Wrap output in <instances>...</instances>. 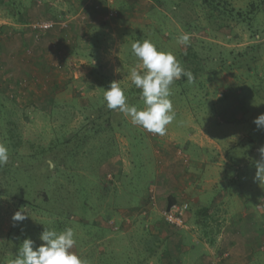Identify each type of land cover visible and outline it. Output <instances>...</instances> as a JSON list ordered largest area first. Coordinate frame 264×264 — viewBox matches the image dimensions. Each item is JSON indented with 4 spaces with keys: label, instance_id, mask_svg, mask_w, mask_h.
<instances>
[{
    "label": "rangeland",
    "instance_id": "obj_1",
    "mask_svg": "<svg viewBox=\"0 0 264 264\" xmlns=\"http://www.w3.org/2000/svg\"><path fill=\"white\" fill-rule=\"evenodd\" d=\"M15 1L8 0V7L0 3V23L12 26L15 19L28 13L26 8L14 9ZM39 1L21 0L25 5L35 3L27 15L36 23L27 44L13 35L0 37L22 49L18 59L0 52V144L9 150L8 163L0 167V245L11 249L10 238L19 239L20 233H27L35 247L42 243L39 235L45 227L58 231L71 227L76 238L72 251L83 264H208V260L221 264L224 251L214 230L208 229L200 215L194 213L184 227L176 228L158 213L153 217L141 214L140 209L136 213L118 212L147 194L155 161L150 141H162L158 139L160 135L134 126L130 117L108 109L103 93L109 83L103 79L97 84L94 77L98 74L99 78L117 81L128 104L142 109L140 90L130 84L128 77L139 63L135 57L104 60L110 67L107 72H111L104 75L103 64L90 52L86 57L80 56L83 59L75 56L60 60L46 55L40 58L45 52L39 48L55 29L48 36L47 31L59 26L55 24H61V20L77 18L80 10L84 22L93 27L117 18L122 9H127L126 16L132 19L167 20L173 35L162 40L155 33L153 44L175 57L179 50L190 51L196 60L188 71L197 77L172 86L170 100L175 119L166 126V134L182 129L192 133L196 126L230 145L236 132L247 128L251 135L260 133V144L264 145V130L252 126L250 121L240 126L236 121L224 123L218 116L220 111L231 108L232 99L238 102L235 115H253L254 119L264 113V0H166L145 19L141 12L132 10L147 1L155 4L154 0H92L90 5L87 0H67L65 7L61 3L64 0H52L49 7V0ZM74 3L80 4L78 10ZM105 3V9H114L116 15L104 17L105 9H100ZM215 3L233 8L232 14L222 15L219 9H213L210 18L208 10ZM251 3L256 4L252 11ZM97 4L99 7L95 8ZM238 10L244 15L247 12L246 21L236 17ZM44 20L56 22L40 30L37 26ZM92 26L75 27L68 35L81 36L85 29V36L91 39ZM182 33L190 35L188 49V45L185 48L176 42ZM76 40L71 39L70 45ZM122 43L123 50H131L128 41ZM1 46L0 43V51ZM64 63L69 70H61ZM213 76L216 77L210 80ZM245 77L249 85L240 82ZM213 83L227 84L228 91H223L225 100L217 99V89L206 87ZM249 87L253 91L248 92ZM217 88L223 90L221 86ZM189 115L195 117L194 128L189 127ZM48 161L55 166L49 168ZM263 193L264 186L256 187L252 197ZM21 207L29 217L14 227L11 216ZM254 254L252 264H264V251L256 250Z\"/></svg>",
    "mask_w": 264,
    "mask_h": 264
},
{
    "label": "crops",
    "instance_id": "obj_2",
    "mask_svg": "<svg viewBox=\"0 0 264 264\" xmlns=\"http://www.w3.org/2000/svg\"><path fill=\"white\" fill-rule=\"evenodd\" d=\"M91 1L87 0L86 3L89 4ZM0 3L4 7H8V0H0ZM48 3L46 7L53 5L52 0H49ZM61 3L65 7L68 2L64 0ZM14 5V9L22 11L21 9L26 8L28 13H24L23 17L17 19L13 17L16 22L12 26H9L6 22L0 23V37L13 35L14 39L27 44L31 38V28L36 24L32 23L27 15H29L30 8L35 6V3L29 2L25 5L21 0H16ZM79 6V3L77 5L74 3V8H77V10ZM64 7H62L63 10L67 9V7ZM106 7L107 3L102 5L100 10H104ZM154 7V4L147 1L146 4L134 8L132 12H141L144 17L142 19H145L150 17L151 14L153 15ZM90 10L94 12L93 14L96 13V11ZM80 11L76 14L78 15L77 18L71 17L61 20V24H55L59 26H54L46 32L48 36L55 29L49 40L45 39L44 44H39V50L42 48L40 51L45 52L41 54L40 58L46 55L54 56L60 60H68L75 56L78 59H83L80 56L86 57L87 53L90 52L92 58L99 59L103 64L102 69L104 68V71L102 73L105 72L104 75H107L111 72H107L110 67L103 62L104 60L134 57L131 50L125 51L122 49V41H128L131 48V44L137 40L147 39L154 43L151 39L154 38L155 33H158L162 40L165 39L162 33L165 31V35L168 34L165 29H168L169 22L155 20L154 18H148L149 20L146 21L132 19L131 16H126L127 9H122L121 14L116 15L117 18L104 22V25L99 23L96 27L85 23L84 16ZM104 12H106V9ZM94 22L95 19L92 23ZM91 26L94 28L91 39L85 36L88 31L85 29L81 36L77 34L70 37L68 35L75 27L83 29ZM7 29L11 31V34H7ZM75 37L77 38L76 42H72L70 45L71 39H75ZM85 38L89 41H86ZM0 43L2 44V51L0 52H6L7 56L15 59L21 56L22 49L13 46L14 43L9 45L4 41V38L0 39ZM25 44L22 45L25 46ZM135 60L137 59L135 58ZM64 65H61V70L70 69L65 63ZM50 73H52L51 70ZM97 75L95 74L94 77L97 84H100L103 79L104 82L109 84L112 82L110 78L107 80L104 76L99 78L100 75ZM215 77H210V80ZM245 81H247L246 77L240 82L249 85V82ZM172 86L173 84L171 88ZM220 86L223 87L221 92L217 88ZM206 87L217 89V99L225 100L226 93H223V91H228L227 84L220 83L216 85L213 83L206 84ZM251 91L253 90L249 87L248 92ZM242 102L244 104L245 100L243 99ZM136 103H140V100ZM247 104L249 105V102ZM237 105L238 102L232 99V109L229 108L218 113L220 121L224 123L236 121L240 126H243L245 121H250L251 125L254 126L253 115L251 117L241 113L235 115L234 108L238 107ZM224 107L225 105H222V108ZM246 109L248 108L246 107ZM194 119L192 115H189L188 122L191 123V126H189L191 128H194L192 122ZM195 129V131L188 134L184 132V129L175 132L168 131L166 136H159L158 139L162 143L153 141L154 139L150 141L155 161L152 182H150L148 192L141 201L136 204L129 202L127 204L129 206L124 208V211L120 209L118 212L121 214L128 213V211L136 213L140 209L141 214L145 212L147 215L155 217L157 213L162 215V210L170 200L172 202L187 203L186 219H190L194 213L200 215L206 226L208 224V229L212 228L215 235H217L218 244L224 251L219 263L252 264L255 259L254 252L256 250L264 251V193L252 197L254 188L264 186V184L260 185L257 181L252 180L256 172L255 162L260 159L258 149L261 146V134L251 135L247 128L239 130L236 132V139H231L232 144L226 145V143L221 142V139L212 137L204 128L198 129L195 126ZM178 144H188V146L182 148L181 146L178 147ZM125 147L127 148V145ZM120 173H122L121 170ZM119 178H121V174L118 181H120ZM118 181L116 179L115 183H118ZM117 186L115 187L117 188ZM139 204L142 208L136 206ZM258 214L260 217H258ZM205 219H208L210 223L206 222ZM214 263L213 260H208V264Z\"/></svg>",
    "mask_w": 264,
    "mask_h": 264
},
{
    "label": "clouds",
    "instance_id": "obj_3",
    "mask_svg": "<svg viewBox=\"0 0 264 264\" xmlns=\"http://www.w3.org/2000/svg\"><path fill=\"white\" fill-rule=\"evenodd\" d=\"M177 44L186 46L190 35L182 33L177 37ZM131 54L139 62L128 73L131 85L140 90L143 108L129 105L124 90L117 81L110 82L103 93V100L110 110H116L130 117L134 126H139L147 132L164 136L166 126L175 119L171 96V85L174 81L187 77L192 80V74L187 71L171 52L159 50L150 40H137L131 44ZM139 69V70H138ZM257 129L264 130V113L253 119ZM260 159L255 162L254 180L264 184V145L258 149ZM9 161V150L0 144V167ZM49 168L55 165L48 161ZM27 210L20 208L15 211L11 220L15 227L29 216ZM42 242L34 247L35 242L25 238L16 252L13 264H83L80 257L72 249L76 245L74 230L66 227L63 230L44 228L39 235Z\"/></svg>",
    "mask_w": 264,
    "mask_h": 264
},
{
    "label": "trees",
    "instance_id": "obj_4",
    "mask_svg": "<svg viewBox=\"0 0 264 264\" xmlns=\"http://www.w3.org/2000/svg\"><path fill=\"white\" fill-rule=\"evenodd\" d=\"M12 1H14V0H12ZM163 1L166 2V0H154L155 7H158L159 4H162L163 3ZM221 7H219V5L216 4V3L213 4V6L211 5L210 9L208 10V12L210 13L209 14V17L210 18L213 17V14H212L213 9H219V11H221L220 13H222V15H224V14L225 15L226 14L231 15L232 14V9L233 8L229 9V8L226 7V5H222ZM250 7H251L250 9L252 11V9H256V4L251 3L250 4ZM162 13H165V12H162ZM246 15H247V12L244 15V13L241 12V10L236 11V17H240L241 18L240 21H243V20L246 21ZM250 15H248V17H250ZM157 19H160V18L157 17ZM247 19H249V18H247ZM164 22H167V20H164ZM165 30H167V28ZM168 30H167L168 31V34H166L167 36L165 35V31L163 33L165 39H168L171 35H173L172 30L171 29H168ZM187 30H188V28H187ZM190 47H191V45H188L187 46V49L190 48ZM186 51L187 50H185V51L179 50L178 52H176V54H177L176 58L181 63V65L188 71V70H191L193 68V67H191V65L196 60V58H195V55L194 54H191L190 51H188V52H186ZM243 55H244V53H243ZM233 59H234L233 62L237 61V57H234ZM222 64H224V63L222 62ZM230 65H232V62L230 63ZM219 69H221V68H219ZM246 70L248 71L249 74H251L252 71H251V68L250 67H248V69H246ZM196 77L197 76L195 74L192 75V79H194V81H195V78ZM184 81L185 82L188 81L187 77H182L181 79L174 81L173 82V85H180ZM233 85H235V84H233ZM137 90H139V89H137ZM172 203L173 202L170 200L169 203H168V205H170ZM26 235H27V233H20L19 239L17 237H14L12 239L10 238V240H12V242H13L11 249L9 247L7 248V245H5V246L0 245V264H13V261H14V259L16 257L17 249L19 248V246L22 243V241L25 238H28ZM5 244H7V243H5ZM167 262H168V260H167ZM169 262H168V264H171Z\"/></svg>",
    "mask_w": 264,
    "mask_h": 264
},
{
    "label": "built area",
    "instance_id": "obj_5",
    "mask_svg": "<svg viewBox=\"0 0 264 264\" xmlns=\"http://www.w3.org/2000/svg\"><path fill=\"white\" fill-rule=\"evenodd\" d=\"M110 1V0H109ZM99 5H95V8H98ZM105 14V18H110L114 15H116V11L114 9H107ZM52 26V21L50 20H44L39 22L38 28L40 30H46ZM188 212V204L187 203H178L173 202L170 205H167L163 211H162V217L164 221L176 228H182L184 227V224L186 223V214ZM144 215H147L145 212Z\"/></svg>",
    "mask_w": 264,
    "mask_h": 264
}]
</instances>
